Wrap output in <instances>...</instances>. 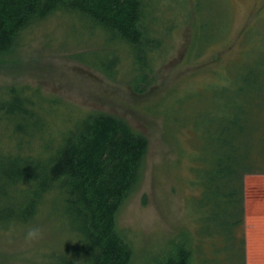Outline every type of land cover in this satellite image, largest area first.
I'll return each instance as SVG.
<instances>
[{
  "label": "trees",
  "instance_id": "obj_1",
  "mask_svg": "<svg viewBox=\"0 0 264 264\" xmlns=\"http://www.w3.org/2000/svg\"><path fill=\"white\" fill-rule=\"evenodd\" d=\"M152 3L0 0V60L27 41L31 27L60 14L81 24L87 42L97 40L78 52L81 61L114 77L126 60L132 89L144 91L154 63L169 53ZM92 51L95 58L86 56ZM235 79L233 70L208 83V142L192 165L196 233L188 246L171 243L157 264H201L200 252L203 264L244 263L245 176L264 173V91ZM148 149V137L121 116L77 106L40 85L0 84V229L43 205L59 207L82 238L61 264H131L116 215L140 186ZM214 237L222 244L212 245Z\"/></svg>",
  "mask_w": 264,
  "mask_h": 264
},
{
  "label": "rangeland",
  "instance_id": "obj_2",
  "mask_svg": "<svg viewBox=\"0 0 264 264\" xmlns=\"http://www.w3.org/2000/svg\"><path fill=\"white\" fill-rule=\"evenodd\" d=\"M152 1L169 53L154 63L144 91L132 89L126 60L114 77L81 61L78 52L97 40L87 42L81 24L60 14L31 27L27 41L0 60V84L40 85L77 106L121 116L148 137L143 179L116 215V228L132 248L131 264H157L171 243L186 240L188 246L196 233L192 200L199 191L192 184V165L199 144L208 142V83L235 70V80L254 90L263 85L264 91V0ZM93 52L86 56L95 58ZM261 174L245 176L241 264H264V203L258 197L264 190L256 188L264 181ZM43 207L27 221L1 227L0 264H61L73 254L81 236L59 207ZM30 225H40L44 237L28 248L23 235ZM222 241L214 237L212 245ZM199 255L203 264L207 254ZM217 259L226 260L223 249Z\"/></svg>",
  "mask_w": 264,
  "mask_h": 264
},
{
  "label": "clouds",
  "instance_id": "obj_3",
  "mask_svg": "<svg viewBox=\"0 0 264 264\" xmlns=\"http://www.w3.org/2000/svg\"><path fill=\"white\" fill-rule=\"evenodd\" d=\"M43 237L44 230L40 225H30L24 232L23 242L28 248H31L33 245L42 240Z\"/></svg>",
  "mask_w": 264,
  "mask_h": 264
},
{
  "label": "crops",
  "instance_id": "obj_4",
  "mask_svg": "<svg viewBox=\"0 0 264 264\" xmlns=\"http://www.w3.org/2000/svg\"><path fill=\"white\" fill-rule=\"evenodd\" d=\"M262 176H264V174H261ZM256 188L258 189V191H263L264 190V181L260 182ZM259 197V201L261 203H264V194H258Z\"/></svg>",
  "mask_w": 264,
  "mask_h": 264
}]
</instances>
